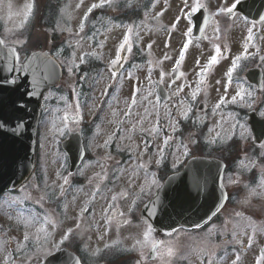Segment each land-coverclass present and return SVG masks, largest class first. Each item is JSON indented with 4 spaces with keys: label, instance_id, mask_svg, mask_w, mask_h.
Listing matches in <instances>:
<instances>
[{
    "label": "rangeland",
    "instance_id": "1",
    "mask_svg": "<svg viewBox=\"0 0 264 264\" xmlns=\"http://www.w3.org/2000/svg\"><path fill=\"white\" fill-rule=\"evenodd\" d=\"M234 1L201 0L202 3L207 5V11L217 14V20H220L208 26V31L203 41H197L185 35L192 23L181 16L182 0H111L110 4L107 0H52V3L58 5L57 11H52L53 13L47 16V26H41V22L35 21L36 23L32 27V39L30 42H25L28 36H25V30L28 27L26 23L31 14L29 7L31 6L32 9L34 1L1 0V31H5L6 35L11 36V40L17 46L25 47L30 43L31 50L49 51L61 64L65 72L60 88L48 94V115L43 129L42 140L44 141V148L41 152V157H44L42 160L45 171L47 170V176L43 173V179L49 183L48 179L54 178L55 172L59 174L60 165L55 148L58 145V137L65 130L64 124H66V120L63 117V113L70 112L73 114L77 108H80L82 115L87 121L93 116L96 108L97 110L98 108L105 109V115L101 118L102 121L96 130V133L101 132L102 135L109 124L107 121L109 109L112 108L119 111L118 107L123 106L122 111L124 113L128 110H134L133 117L127 119V130L119 137V142L128 151V154L133 149H137V144L142 142L143 138L132 134V125L136 124L138 129L141 128L148 134L150 132L148 129H153L152 124L156 113L154 111L156 104L153 103L151 105L149 99L154 93L157 101L155 83L163 80L165 86H173L176 93L178 89L184 90L185 95L190 91H196L198 88H196V84L193 90H190L191 82L189 83L190 86H182L181 81L180 83H172L171 81L170 70L179 61L182 51H184L187 58L186 62L184 61V69L187 71V69L191 68L192 71V73L186 72L184 78H188L189 74L195 75L198 69L202 70L205 68V64L200 63L199 59H196L197 57L194 58L195 55L200 56L199 54H203V57L207 56V58H211L213 55L219 56V67L221 69L218 72H222L225 62L220 60L226 61V59L221 58V55H230L227 64L231 66L232 58L235 55L242 54L247 56L257 53V60L252 61L249 66H260L264 70V60L261 59V57H264V25L248 26L244 30L239 27L235 29L234 26H241L242 22L244 23L241 17L225 18V14L217 12V5L232 7V2ZM189 2L191 3V0ZM102 3L104 5L102 7L91 8L93 4ZM59 5H61L60 8ZM95 9H102L103 12L93 14ZM142 12L144 13L141 17ZM121 14H126L129 21L122 18ZM86 15L87 19L85 20L84 17ZM177 20H179V23L173 28L172 25ZM81 24L84 25L83 31L80 28ZM129 29H131V32H129ZM239 29L240 31H236ZM259 30L261 39L258 47L254 48L249 44L250 36L253 31ZM125 40L130 45L129 56L131 60H135L136 56L144 58L143 61L134 63L126 71V77L124 75L122 77L123 80L119 84L113 81L117 76L111 72L109 65L111 60L119 57L120 46L125 45ZM185 44H187L186 50L184 49ZM246 45L247 48H245ZM218 46L221 49L219 54L216 52ZM233 46L236 47V50L230 52ZM204 49L205 51L203 52L202 50ZM92 52H95L96 55H86V53ZM165 56L171 57V59H164ZM81 60L84 62L81 63ZM207 60L204 59V62ZM92 64L95 66L92 67ZM83 65L90 66V69L82 72L81 67ZM69 68H72V72H69ZM221 75L223 77H220V79L217 77L220 83L229 82L231 74L229 76L225 73ZM81 82L83 85L80 84ZM194 82L195 80H192V84ZM238 82L240 83L232 87L226 83L227 86L223 90L219 87L217 90L219 94L214 100L211 94L208 93L207 101L206 97L203 101L214 108L221 99L225 101L231 100L232 102L233 97H235V100H241L244 96L253 95L255 98L250 106L256 108L259 113H264V90L260 93L257 92V89H254L252 92L244 80L239 79ZM112 83L113 86L110 88L111 101L108 108L103 104V94L107 85L109 87V84ZM114 86H119L115 94ZM71 90H73V94ZM148 91H151V95L148 94ZM139 93H141L143 99L135 107L132 105V100H137L135 97ZM146 101L149 115L147 116V122H144V116L142 118L136 116V110L143 109L144 111ZM77 102L85 103V106H79ZM181 102L184 103L183 99ZM169 108L167 103H164L161 111L168 113ZM219 108V106L215 108L218 110L215 115L213 112L208 114H206L207 112H197L195 114L192 123L198 129L200 136L192 131V127H190V130H184L183 133H177L179 135L174 133L176 130L184 129L180 126L181 117H183L180 112L187 109L186 107H180L177 111H180L179 115H173L174 120L163 122L164 127L160 132V137L155 140L157 158L146 157L145 159H139L129 157L127 164L122 169H118L121 170L118 178H111L114 184L120 183L113 188L117 191L119 188L121 190L119 202L114 206L122 210L123 217L128 222L120 227L114 221L107 222L104 219L103 222L102 219L99 220L98 217H95V222L100 231L96 229V232L91 234L93 238L89 236L87 238L86 248L96 247L95 250L83 249L82 256L87 262L89 261L91 264L97 263L96 252L98 247L100 249L121 242L123 248H131L137 254L138 258L133 264H232L237 256L240 257L238 264H264V258H262L264 256V183H262L264 163L263 167H260L259 160V157L262 158V155H264V147H257L255 150L247 147L242 156L237 158L239 153L237 152L236 140L242 141L239 139V132H247V117ZM138 117L140 119L136 123L135 120ZM206 123H208V126L202 128ZM237 124H239L238 130ZM146 125H149V127L146 128ZM233 129L237 130L236 135V130L233 134ZM167 134L174 135L173 139L175 142L172 141V138L168 139L166 147L169 150L172 149L171 155L168 158H164L165 153L168 151L166 150V152L162 153L163 158H161L160 150L163 145L165 146L164 140L168 138ZM234 135L236 137H234L235 139L233 138L235 141L231 142ZM97 140L99 141L95 142V145L97 144L99 147L105 144L110 145V143H104L102 141L103 138H97ZM132 140H134L135 145H133ZM200 141H203L204 144L202 148ZM183 145L188 146L187 152H198L201 149V151H206L208 156H217L225 160H227L226 156L229 155L228 160L231 165H229V170L224 178V187L228 188L227 190L233 195L231 203L223 210L222 219L204 232L189 235L185 231L177 230L170 235L158 236L152 231L145 239L146 224H142V222L135 224L140 219H131L132 216L129 214L130 210L133 209V202L143 192H146L145 197L150 196V193L160 184V179L165 174L159 173L158 175L157 169L151 170L150 166L157 164L162 166L164 162H167L169 167L166 173L176 171L181 166L182 159L186 157L183 155L187 154ZM90 149L94 150L92 146H90ZM138 149L146 150L144 147L143 149ZM236 168H238V171H236ZM253 169H255L254 172ZM256 171L258 172L257 175H255ZM134 175H138L136 181L132 180ZM56 177L53 181L58 183L55 180ZM87 177L90 178L91 176ZM153 180L156 181L155 184L152 183ZM42 183L45 191L38 190V193L44 196L50 192L43 180ZM52 183L50 182L51 186ZM128 192L131 193V196L127 194ZM242 192L243 201L238 200L235 202L234 200L237 199L235 194H241ZM105 195L107 198L113 196L109 189L106 190ZM31 200L33 204L35 203L43 210L45 209V212H40L36 208H28L27 211L32 214L27 221L28 229L20 226V224H24L23 216L26 210L23 204H20L19 207L14 205L11 203L13 199L9 196L0 202V207H2L0 208V264H41L42 259L54 252L57 248L56 246L62 240L63 242L67 240L59 238L55 232L48 243L44 242L46 237H40V235H47L45 227L43 228L44 231H40V229L42 228V222H48L43 221V218L47 217L44 214H48V217L54 215L55 207L58 206L56 204V196L50 198L54 205L48 202L46 206H43V199L36 196ZM37 200L40 202L37 203ZM58 200L60 201V198ZM240 204L244 205L243 209L250 205L251 211H242L243 214L240 213L238 211ZM238 214L245 216L237 218L236 215ZM93 222L90 221V226L93 225ZM79 224H81V221L75 222V227ZM17 226L20 227L17 228ZM253 226H255L254 236ZM37 227L39 228L38 231L36 230ZM63 228L65 231L72 229L73 220H66L63 223ZM77 229L78 227L75 228V230ZM25 232L30 235L28 242L23 240ZM80 233L82 234V230ZM158 238L161 239V246L158 250L157 258L152 261L149 260V250ZM137 241L141 243H137ZM169 248L172 249V255L168 254ZM205 258L208 259L207 262Z\"/></svg>",
    "mask_w": 264,
    "mask_h": 264
},
{
    "label": "water",
    "instance_id": "2",
    "mask_svg": "<svg viewBox=\"0 0 264 264\" xmlns=\"http://www.w3.org/2000/svg\"><path fill=\"white\" fill-rule=\"evenodd\" d=\"M0 194L21 183L34 167V149L40 102L44 92L58 84L60 69L53 59L33 53L22 65L17 55L0 44ZM257 71L251 81L259 79ZM16 78L20 79L14 85ZM251 123L264 129V120L252 116ZM259 140L264 137L257 132ZM73 165L80 161L71 157ZM224 164L216 159L194 158L185 170L170 177L142 211L143 218L159 232L205 224L227 199L222 187ZM199 182V187H197ZM63 252L46 264H60ZM77 261L68 262L75 263Z\"/></svg>",
    "mask_w": 264,
    "mask_h": 264
},
{
    "label": "flooded vegetation",
    "instance_id": "3",
    "mask_svg": "<svg viewBox=\"0 0 264 264\" xmlns=\"http://www.w3.org/2000/svg\"><path fill=\"white\" fill-rule=\"evenodd\" d=\"M28 19H30V17ZM1 29L2 28H0V36L5 41V44L6 45L15 44L14 41L11 40V36H9L8 34L6 35L5 31L2 32ZM201 88L202 87L200 86L198 87V89ZM110 99L111 96L109 95L106 98V102L104 103L105 106H107L108 108H109L108 105L110 104L111 101ZM77 103L79 104V106L82 107L85 106V103H81V102H77ZM133 105H135V103H133ZM122 108L123 106H119L118 107L119 111H117L116 109L113 110L112 108L109 109V111L107 112V114H109L107 119L109 124L107 128L104 129L103 135L101 134V132L96 133V130L97 127L99 126V123L102 121L101 118L105 115V109L98 108L97 110L96 108L93 116L90 118V120H88L89 122L85 120L80 108H77L75 113L73 114L70 112L63 113V116L66 120V124H64L65 130L61 135L62 138L58 141L59 150L56 151L58 155L60 169H59V174L58 172H55L54 174V178L57 176L55 180L58 183H55V181H53L54 178L52 177L51 179H48L50 182H53L51 186L50 182L47 183V180H44L43 179L44 176H42L41 179L44 181L46 187H48L50 193H46L44 196L39 195L38 190L45 191V187L43 183L41 184L40 188L36 187L35 189H33V188H29L30 181L28 182L26 187H24L22 190L19 191V192L24 191L26 193L25 196H27L28 199L31 198L33 195L34 196L38 195L39 198L43 197V200L45 201L44 204L45 206L48 204V202H50L51 205H54L53 201H50V198L56 196V204H58V206L55 207L54 215L47 217L51 219L52 222L44 223L45 232L47 234L45 241L48 243L49 239L54 235V232L57 234L59 238H63L64 235L67 234L69 241H67L66 243L62 242L61 243L62 247H68L69 249L79 253L83 261V264H89L90 262L89 261L87 262L86 259L82 256L83 254L82 250L83 249L86 250L87 248L90 250H95V247L86 248L88 236L92 237L91 234L95 231V226L94 225L90 226V219L93 220L95 214L97 215L98 219L99 220L102 219L103 222L104 219H106L108 222L115 221L119 226L126 224L124 221L127 219L122 218L123 215L116 217V214H114L116 213L117 210L118 211L121 210L114 209L110 205V203L117 204L119 202V198L121 194L120 188L118 189V191L115 188H113V187H117L120 183L114 184L112 182L111 179L112 173H114L115 170L122 169L124 165L127 164L130 158L133 157L139 159L141 158L145 159L146 157L157 158V151L155 150V145H156L155 136L151 137L150 139H147V141L142 140V142H139V144H137L138 148L143 149L144 147V149H146L145 151H142L137 148V149H133L132 152H129L128 154V151H126L123 148V145L119 142L120 141L119 137L124 134L123 133L124 131L127 130V126H128L127 119H129V117L131 116L133 117L135 111L129 110L126 111V113H124V111H122ZM173 110H170V112L174 114ZM136 113H137L136 116H140V118L142 117V112L140 109H137ZM247 113L248 112L245 111L244 115L246 116ZM173 114L171 115L170 119L173 118ZM140 118L138 117L135 120L136 123H138V119ZM46 121H47V112L44 109L41 116V124L46 123ZM132 127L135 128V129L133 128L131 129V132L134 135H137L136 134L137 132L144 131L143 129H138L136 124L132 125ZM148 127L149 125L146 128ZM246 129L247 132L242 131L241 133L240 132L238 133L239 139L242 141L237 140V152L239 153V156L237 158H240V156H242L245 148L247 147L248 149L255 150L257 147H261V145H264V143L260 145L255 144L254 135L251 131L250 126L248 125V120H246ZM148 130L154 132L152 131V129H148ZM72 133L81 134L86 149V157L84 161L79 166L77 171L73 173L70 172V161L62 149L63 141L67 139ZM174 133L176 134V131ZM63 136L65 137L63 138ZM166 136L169 137L168 135ZM109 137L112 138L109 139ZM97 138H103L102 141H104V143L106 142L110 143V145L105 144L104 146H100V147L97 146V144L95 145V142L101 140V139L97 140ZM132 141H133V145H135L134 140ZM172 141L175 142L173 138ZM43 144H44L43 140H41V142L39 141L38 152L40 151V149L44 148ZM90 146H92L94 150L90 149ZM157 149L159 148L157 147ZM162 149L163 152L165 150H168L167 152L165 151L166 152L165 156L168 157L170 152L169 148L163 145ZM226 158H229V155L226 156ZM259 160L261 164L260 167H263L264 155H262V158L259 157ZM162 165H163L162 171L163 173H165V171L169 167V164L167 165L164 162ZM90 168L91 170H89ZM154 168H157V171H160L159 164L153 165V169ZM40 169H43V172L45 173L44 175L47 176V170L45 171V168H40ZM236 171H238V168H236ZM254 171L255 169H253V172ZM257 174L258 172L256 171L255 175ZM87 176H91V177L88 178ZM136 176L137 175H134L132 177L133 181H136ZM64 178H67L68 180L67 184L64 183ZM117 178L118 176L115 179ZM54 188L56 189L54 190ZM107 189L110 190L113 196L109 198L106 197L105 192ZM242 195L243 192L241 194L236 193L235 197L237 199L234 201L235 202L238 200L243 201ZM113 197H115V199H113ZM58 198H60L61 202L58 200ZM243 206L244 205H241L238 208V211H240V213L243 214L242 211L244 212L248 210L251 211L250 205H248L246 209H243ZM242 214H238L236 215V217L238 218L241 216H245ZM71 219L73 220V228L71 234H68V231H65L63 228V223L66 220H71ZM80 220L82 224V234L79 233L78 230H75V222H78ZM200 232H201L200 230L185 231V233L189 235L198 234ZM75 239H78V241H76ZM100 250L101 248L100 249L98 248L97 251ZM107 253L108 252L106 251L100 253L101 255L99 259L107 258L106 257Z\"/></svg>",
    "mask_w": 264,
    "mask_h": 264
},
{
    "label": "snow or ice",
    "instance_id": "4",
    "mask_svg": "<svg viewBox=\"0 0 264 264\" xmlns=\"http://www.w3.org/2000/svg\"><path fill=\"white\" fill-rule=\"evenodd\" d=\"M107 2L110 4L111 0H107ZM102 6H104L103 3H102V4H93V5L91 6V8H97V7H102ZM206 7H207V5H206L205 3H202L201 0H191V3L189 2V0H182V8H181V10H180V11H181V16H182V18H184V19H186L187 21L191 22V21L194 19L193 13L199 12L201 9L206 8ZM216 7H217V12H218L219 14H228V15H231V13H232V11H233V8H232V7H228V6H220V5H217ZM30 11H31V6L29 7V12H30ZM89 11H91V9H89ZM84 19H85V20L87 19V15L84 17ZM178 23H179V20H177L176 23H174V24L172 25V27L175 28L176 24H178ZM83 27H84V25L81 24V26H80L81 31H83ZM217 31H219V29H217ZM129 32H131V29H129ZM191 34H192V28H191V26H189L188 29H187V32L185 33V35H186V36H190ZM4 43H5V41L0 40V44H4ZM125 44H127V40H125ZM6 46H7V45H6ZM120 47H121V49H123V48H124V45H121ZM149 47H151V46L149 45ZM245 48H247V45L245 46ZM184 49H185V50L187 49V44L184 45ZM220 51H221V49H220V47L218 46V47L216 48V52H217V54H219ZM12 52H13V55H17V56H18V53H16L14 49L12 50ZM86 55H96V53H95V52H92V53H86ZM121 59H122V57H117V58L111 60L110 63H111L112 65H117V64L120 63V60H121ZM164 59H171V57L165 56ZM183 59H184V51L181 52L180 57H179V60H180V61H183ZM236 59L239 60L240 57L238 56V57H236ZM261 59L264 60V57H261ZM216 61H217V56H216V55H213V56L210 58L209 64H214V63H216ZM83 62H84V61L81 60V63H83ZM197 63H198V62H197ZM179 66H180V65H179V62H177L176 67L179 68ZM236 67H237L236 64H233V65H232V68H233V69H235ZM68 70H69V72H72V68H69ZM203 71H204V70L202 69V70H201V75H203ZM160 83H163V80H161ZM173 83H175V81H173ZM137 91H139V89H137ZM179 91H181V89H178V90H177V94H178ZM195 95H196V94L193 93V95H192V98H193V99H195ZM157 99H159V98H157ZM233 102H235V97H233ZM133 103H135V101H133ZM218 106H219V105H217V107H218ZM190 111H191V109H190V108H187V110L181 111L180 114H181L185 119H188V114H189ZM168 115H170V113H168ZM261 115L264 116V113H261ZM134 127H135V126H134ZM152 131H156V128L154 127V128L152 129ZM261 134L264 135V129L261 130ZM218 135H219V134H218ZM111 138H112V137H109V139H111ZM106 143H107V142H106ZM164 144H165V146H167V144H168V138H166V139L164 140ZM183 147H184L185 153H187L188 146H187V145H183ZM261 147H264V145H261ZM160 152H161V158H163V156H162L163 149H161ZM157 162L159 163V161H157ZM64 183H65V184L68 183L67 178H64ZM152 183L155 184L156 181L153 180ZM262 183H264V178H262ZM197 187H199V182H197ZM142 190H143V189H142ZM41 199H43V197H41ZM113 199H115V197H113ZM36 202L39 203L40 201L37 200ZM133 206H134V202H133ZM85 211H86V210H85ZM121 215H123V213H121ZM47 219H48V218L45 217V220H47ZM124 222L127 223L128 221L125 220ZM40 231H44V229L41 228ZM71 232H72V229H68V234H71ZM151 232H152L151 225H148V226H147V229H146V231H145V233H144V235H145V239H147V237L151 234ZM234 235H235V233H234ZM254 235H255V226H253V236H254ZM29 239H30L29 235H28V234H25L24 237H23V240H24L25 242H28ZM37 239H39V237H37ZM63 239H65V240L68 239V235H67V234L64 235ZM62 242H63V240L61 241V243H62ZM250 242H251V239H250ZM137 243H141V242H140V241H137ZM21 247H23V245H21ZM168 254H169V255H172V249H171V248H169V250H168ZM262 258H264V256H262ZM239 260H240V257L237 256V257H236V260H234V261L232 262V264H238ZM77 264H80V262L77 261Z\"/></svg>",
    "mask_w": 264,
    "mask_h": 264
}]
</instances>
